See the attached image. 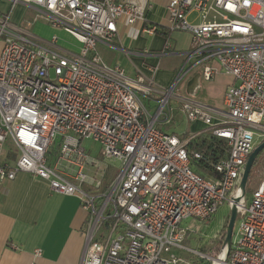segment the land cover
<instances>
[{
	"label": "built area",
	"instance_id": "built-area-1",
	"mask_svg": "<svg viewBox=\"0 0 264 264\" xmlns=\"http://www.w3.org/2000/svg\"><path fill=\"white\" fill-rule=\"evenodd\" d=\"M18 2L43 10L79 45L66 48L54 36L35 41L9 12L0 14V182L27 172L51 191L79 197L87 211L80 264L176 261L173 249L190 250L182 244L189 228L182 221L207 222L220 205L231 206L256 145L254 131L264 139V0H167L162 27L190 34L168 86L154 80L157 66L150 75L128 76L97 47L119 44L118 21L156 33L148 0H11V6ZM169 48L166 42L162 54L176 53ZM220 71L232 78L221 107L176 90L182 80L209 81ZM170 98L185 120L204 127L181 136L159 128L158 121L172 118ZM200 132L223 139L224 154L212 159L195 146ZM84 140L97 142L102 158L120 162L113 179L103 181L106 167ZM7 141L14 152L4 151ZM246 185L235 204L238 238L221 264H264V171Z\"/></svg>",
	"mask_w": 264,
	"mask_h": 264
},
{
	"label": "crops",
	"instance_id": "crops-1",
	"mask_svg": "<svg viewBox=\"0 0 264 264\" xmlns=\"http://www.w3.org/2000/svg\"><path fill=\"white\" fill-rule=\"evenodd\" d=\"M148 2L147 17L166 32L162 25L167 21V0ZM6 12L10 13L11 22L28 31L35 41L54 36L61 45L73 40L77 43L75 49L78 48V42L63 27L54 25L43 10L25 2L11 6V0H0V14ZM117 27L118 45L110 47L102 42L97 44L104 60L108 64H123L127 61L133 69V73L128 74L124 67L128 76L138 72L150 75V68L157 66L154 80L164 86L170 85L180 69L161 68L163 59L180 55L182 66L184 57L181 54L190 46V34L184 31H169L167 37L160 32L147 34L140 30L139 25L130 26L122 21L117 22ZM166 42L175 54H162ZM2 45L0 39V52ZM216 77L209 81L218 88L220 86L219 95L222 99L232 78L229 77L221 85L216 83ZM189 80H185L186 90ZM209 81H205V84H210ZM203 127L202 122L194 121L190 129L196 132ZM86 219L87 211L81 207L77 195L51 191L47 181L30 173L19 172L13 180L1 181L0 264H80L85 244ZM37 248L41 253L35 257L33 252Z\"/></svg>",
	"mask_w": 264,
	"mask_h": 264
},
{
	"label": "rangeland",
	"instance_id": "rangeland-1",
	"mask_svg": "<svg viewBox=\"0 0 264 264\" xmlns=\"http://www.w3.org/2000/svg\"><path fill=\"white\" fill-rule=\"evenodd\" d=\"M76 45L77 43L71 40L70 43H67L66 45L63 46L66 48L75 49ZM181 58L182 57L180 55L164 57L163 63L164 62L166 63L165 65L162 63L161 68L178 71L181 66V61H182ZM121 65L126 68L128 74L133 73V69L131 68L130 64L127 61L126 62L124 61V63ZM216 76H217L216 83L221 85L227 82L230 77L228 74L223 73L222 71H220L219 74H216ZM154 79H156V77ZM208 83L210 84H205V81H203L202 79H198V82L197 83L194 82V84H192V88L188 92H186V81L182 80L180 81L176 90L177 92L183 95H189L190 97L204 104L214 107H221L222 99L220 98L219 95L220 86L218 88L216 84L213 85V83H211L210 81ZM144 102L147 105V102L145 100ZM169 106L172 108L171 109L172 118H170L171 120L168 123H163L158 121V127L164 131L175 133L178 136H181L183 133H191L190 128L192 127L193 122L185 120V118L180 115L178 103L170 98ZM149 109H151V107ZM151 112L153 113L154 109H152ZM261 140H262V134L260 132L254 131L253 143L257 144ZM58 142L59 140L58 138H56L50 153L51 160H53L54 156L56 155ZM83 145L86 149L91 148L89 153L98 157L102 162L101 166L106 167V172H105L106 175L103 178V181H110L111 179H113L114 175L117 172H119L121 168L120 162L114 159L102 158L98 154V150L100 146L97 142H94L92 140H84ZM9 150L14 152L15 148L13 147L10 141H7L4 147V151H9ZM256 160L257 163L252 167L255 168L254 169L255 171L253 172L251 169L248 177L249 182L253 184L257 181L258 175L264 171V153L258 154ZM245 188L248 191L247 185ZM247 196H248V192H247ZM229 214H230V206L227 203H225L217 208L215 214L207 222H200L194 218H188L183 220L182 226L189 228L185 233L182 244L185 247L189 248L190 250L173 249V251H175L176 261H170L169 264H208L209 260L201 258L199 255H197L195 251L202 252L203 251L202 249L207 250L211 247H214L217 244L219 238L224 232L223 229L226 228ZM238 229H239V219L236 218L232 230L231 239L233 242L236 241L238 238ZM210 262L212 264V260H210Z\"/></svg>",
	"mask_w": 264,
	"mask_h": 264
},
{
	"label": "water",
	"instance_id": "water-1",
	"mask_svg": "<svg viewBox=\"0 0 264 264\" xmlns=\"http://www.w3.org/2000/svg\"><path fill=\"white\" fill-rule=\"evenodd\" d=\"M194 82H196V76L188 81L187 87L192 88V84H194ZM263 149H264V139H262L259 143H257L255 145V147L253 148V150L251 151V153L249 154V156L245 162L244 169H243V172H242L239 184H238L239 195H236L235 197H233V199H232L233 204L230 206V214H229V218H228L227 225H226L224 243L221 247V249H223V248L225 249V252H227L229 247H230L233 225H234V221H235L236 215H237V209H236L235 204L239 201L240 197L245 193L246 183L248 181V177H249L250 171L252 169V165L254 163V160L256 159L257 155ZM215 258L218 259V255ZM212 264H221L220 259L217 262H212Z\"/></svg>",
	"mask_w": 264,
	"mask_h": 264
},
{
	"label": "trees",
	"instance_id": "trees-1",
	"mask_svg": "<svg viewBox=\"0 0 264 264\" xmlns=\"http://www.w3.org/2000/svg\"><path fill=\"white\" fill-rule=\"evenodd\" d=\"M156 32H160L162 33L165 37L168 36V32H163V30L161 28H158ZM195 146H199L202 150H204L205 153H209L211 155L212 159H217L220 156H222L227 148L226 142L223 139H220L218 137H214L209 133H204V132H200L197 134L194 143ZM264 150H262L259 154H263ZM257 163V160H254L253 165H255ZM252 165V167H253ZM255 168H252V171L254 172ZM227 225V224H226ZM224 232L222 233L221 237L219 238L217 244L214 247H211L209 249H202L203 253L208 254L212 257H216L220 250L221 247L224 243V236H225V229H223ZM208 264H211V262L209 261Z\"/></svg>",
	"mask_w": 264,
	"mask_h": 264
},
{
	"label": "bare ground",
	"instance_id": "bare-ground-1",
	"mask_svg": "<svg viewBox=\"0 0 264 264\" xmlns=\"http://www.w3.org/2000/svg\"><path fill=\"white\" fill-rule=\"evenodd\" d=\"M224 253H225V249L223 248V249L220 250V252L218 254V259L217 258H214V262L219 261V259L221 260L222 257H223V255H224Z\"/></svg>",
	"mask_w": 264,
	"mask_h": 264
}]
</instances>
